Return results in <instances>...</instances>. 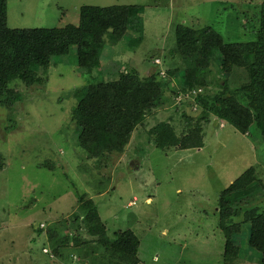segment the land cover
<instances>
[{"label":"rangeland","instance_id":"374dc122","mask_svg":"<svg viewBox=\"0 0 264 264\" xmlns=\"http://www.w3.org/2000/svg\"><path fill=\"white\" fill-rule=\"evenodd\" d=\"M262 1L8 0V27L77 26L82 7L123 8L127 35L117 44L105 37L101 78L112 81L120 72L133 70L145 78L160 71L165 73L160 79L172 81L177 75L170 77L169 71L186 67L182 50H176L179 27L198 33L213 28L225 44L249 42L259 27ZM211 72V86L203 89L210 96L222 91L225 80L235 88L247 78L243 70L236 73L231 63L216 59ZM42 73L37 81L15 85L19 101L0 107V156L5 165L0 170V264H50L47 228L71 221L89 200L111 238L132 231L140 239L139 264H258L260 254L247 246V229L237 238L238 256L225 258L218 201L245 176L250 188L256 184L249 200L264 208V130L252 137L213 115L206 122L200 119V108L190 107L198 91L191 99L168 91L166 104L147 115L123 153L89 159L78 146L73 122L78 105L74 94L89 82L76 65L75 50L57 59L48 74ZM187 118L193 120L189 128ZM164 123L180 140L201 139V128L204 148L157 149L150 131ZM80 237L90 240L83 232ZM63 252L66 259L58 258L62 264L103 263L94 256L87 259L85 251L75 254L66 247Z\"/></svg>","mask_w":264,"mask_h":264},{"label":"trees","instance_id":"16d2710c","mask_svg":"<svg viewBox=\"0 0 264 264\" xmlns=\"http://www.w3.org/2000/svg\"><path fill=\"white\" fill-rule=\"evenodd\" d=\"M128 22L127 10L123 8L82 7L77 26L11 29L8 27V0H0V107L10 108L19 101L15 85L37 81L35 77L40 76V72L48 74L57 59H65L75 50L76 65L88 76L89 82L74 94L78 105L73 122L78 127V146L89 159L123 153L147 115L166 104L168 91L175 93L177 98L191 99V93L201 89L203 94L194 98L190 107L200 108L203 114L200 119L206 122L213 115L252 137H255L254 132L264 130V0L257 21L259 27L249 42L225 44L213 28L198 33L179 27L176 50H182L186 67L169 71L170 77L177 75L172 81L160 79V71L145 78L134 70L128 74L120 72L112 81L101 78L105 37L117 44L126 37ZM141 42L142 36L133 46L136 48ZM215 59L225 65L231 63L236 73L243 70L246 82L242 80L241 85L232 88L225 80L222 91L206 95L204 90L211 86L209 77ZM227 77L230 79V75ZM185 116L187 114L183 113ZM186 121L189 128L193 120L187 118ZM197 134L201 139L189 136L180 140L173 127L164 123L150 131V141L162 151L202 149L203 130L197 128ZM2 158L0 156V170L5 166ZM247 181L248 178L242 177L219 197V229L225 239L224 255L225 258L238 256L237 238L247 229V246L260 254L258 264H264V208L252 205L249 190H255L256 184L250 188ZM74 215L71 221L47 228V243L55 256V260L49 258L50 264H62L58 258L66 259L63 252L66 247L75 254L85 251L87 259L94 256L95 260L103 261H98L99 264H139L140 239L132 231L119 232L111 238L94 201L81 205ZM238 219L244 221L237 222ZM81 232L90 240L81 239Z\"/></svg>","mask_w":264,"mask_h":264},{"label":"clouds","instance_id":"9594fccd","mask_svg":"<svg viewBox=\"0 0 264 264\" xmlns=\"http://www.w3.org/2000/svg\"><path fill=\"white\" fill-rule=\"evenodd\" d=\"M157 65H159V64H157ZM156 66V65H155ZM157 67H159V66H157ZM160 76H165V73H162V75L160 74ZM203 94V91L200 89L199 91H198V95H202ZM46 255V254H45Z\"/></svg>","mask_w":264,"mask_h":264},{"label":"built area","instance_id":"2783aa9c","mask_svg":"<svg viewBox=\"0 0 264 264\" xmlns=\"http://www.w3.org/2000/svg\"><path fill=\"white\" fill-rule=\"evenodd\" d=\"M156 64H159V62H156ZM44 252L46 254V253H48V250H45ZM50 257H51V259L55 260V256H53L52 254L50 255Z\"/></svg>","mask_w":264,"mask_h":264}]
</instances>
